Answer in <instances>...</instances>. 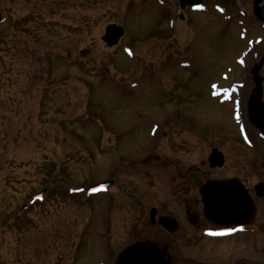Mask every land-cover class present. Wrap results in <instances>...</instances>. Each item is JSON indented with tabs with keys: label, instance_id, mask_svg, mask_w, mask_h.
I'll list each match as a JSON object with an SVG mask.
<instances>
[{
	"label": "rangeland",
	"instance_id": "1",
	"mask_svg": "<svg viewBox=\"0 0 264 264\" xmlns=\"http://www.w3.org/2000/svg\"><path fill=\"white\" fill-rule=\"evenodd\" d=\"M239 2L251 11V0ZM180 10L174 0H0V264H102L108 255L111 264L119 236L149 228L141 225L145 208L157 203L177 211L169 188L174 155L200 166L213 145L226 155L224 169H232L239 151L251 153L238 139L231 105L208 97L210 83H219L239 57L244 44L228 50L230 42L238 44L237 28L212 13L190 14L188 23ZM109 25L124 31L115 46L101 40ZM262 57L249 58L245 69L233 67L229 82L250 81ZM163 117L205 126L187 140L190 131L180 122L157 121L163 127L160 140L153 139L149 123ZM252 132L251 156L263 172L264 144ZM147 148L164 164L151 159L132 167L130 159ZM52 178L63 181L28 207ZM105 180L116 195L110 211L105 193L88 197L68 189ZM120 187L132 192L128 206L117 196ZM107 228H122L110 237L111 248ZM260 239L256 264L264 263V231Z\"/></svg>",
	"mask_w": 264,
	"mask_h": 264
},
{
	"label": "flooded vegetation",
	"instance_id": "2",
	"mask_svg": "<svg viewBox=\"0 0 264 264\" xmlns=\"http://www.w3.org/2000/svg\"><path fill=\"white\" fill-rule=\"evenodd\" d=\"M174 1L176 2L177 0ZM227 1L202 0L200 4L202 7L189 6L180 11L187 12L185 20L188 23L190 14L212 13L218 16L223 23H231L232 29L234 27L237 28L235 37L238 44L230 42L228 50L235 52L239 44H244L238 50L239 57L234 61V66H225L227 80H220L218 86L212 88L214 96H210V87L208 86V97L211 100H215L218 105H231L230 118L238 139L248 149L247 151L251 153L246 156L245 153L239 151L232 163V169H224L227 164V158L223 150L213 145L207 147L206 143L204 146L208 149L203 156V162H200V166L184 164V162L178 161L179 157L176 158L174 155L172 157L173 161L169 163L173 168L170 175L169 188L170 194L177 201L175 203L177 211L171 210L166 206L162 207L157 203L145 208L143 211L144 215L142 214L141 217L143 219L141 225L143 227L147 225L149 228H134L133 230L129 228L125 233L127 239H124V235V237L122 235L119 236L122 241L118 243L120 244L119 250L112 257L113 262L111 264H118L119 259L124 253L123 264H256L254 263L256 255L263 253L261 248L258 249L257 242L263 243L260 238L261 232L264 231V188H259L261 185L264 187V171H260L259 165H257L261 161H256L251 156L256 150V148H253L254 138L252 131L255 130V135L260 144H264V138L259 126L252 123L249 119V101L254 91L259 89V101L264 106V23L258 21L252 13L253 0H251V11L243 10L239 0H230L233 2L232 6ZM178 16V13H176L174 20L171 22L174 21L175 23V20L177 21L179 18ZM251 24H255L256 28L251 29ZM170 27V30H172V26ZM174 29L171 34L174 32ZM251 30H257V36L250 35L249 32ZM193 37L195 35L189 38V44L191 45L194 40ZM258 53L263 57L259 59L258 64L251 67L250 81L229 82L228 75L233 71V67L245 69L247 67V60L249 58H256ZM254 70H256V75L253 74ZM255 77H258V85L255 84ZM163 92L164 94L167 93L166 91ZM165 117L156 119V122L154 120L151 123L154 127L153 139L160 137V129L163 125L158 122H162L163 120H170V122L174 123L176 121L180 122L186 130L190 131L189 138L182 132L187 140L192 138L194 131L198 133L197 131H201L199 128L205 126L199 122L200 120H195L194 124L190 126L183 124L179 119H165ZM215 127L216 130L223 129L216 124ZM223 130L221 133H224ZM205 132L206 129L203 135H206ZM240 147L242 149V146ZM148 149L142 151L144 155H139L136 159H130L132 167H143L151 159L158 162L159 166L164 164V161L158 154L146 155ZM189 153V150H185L184 158L188 157ZM212 156L218 158L217 160L219 161L217 162H221V165L211 162L210 158ZM146 158L148 160L144 161ZM121 162L124 164L122 167H127V165L131 167L128 162ZM222 170H225L226 175L223 174L206 179L202 178L206 173ZM107 181L110 184L105 190L107 200L106 210L109 209L110 211L113 197L116 195L112 192L113 182ZM222 181H233V184H236L239 190L241 189L244 192L243 195L246 197V201L243 202V205H245V208H243L244 212H242V215H240V211H237L236 214L238 215L234 217H222L223 219L219 217L218 224L213 223L212 225L205 218L203 197L200 189L209 182ZM53 182H50L47 184V187L43 188L46 189L43 198L48 194L47 188H51ZM118 192L117 196L120 195L123 205L128 206V202L132 201V198L129 196L132 192L128 191L126 187L125 190L123 187H120ZM238 196H241L240 192ZM30 202H28L30 204H28V207L36 204L35 202ZM26 207L27 205H22L21 209L25 210ZM107 222L112 225L114 217L107 215ZM211 228H220L221 230L216 232ZM121 229H106L105 239L107 240L104 242L108 248L112 247L109 244L113 242L110 241V237H112L114 231ZM115 236L118 238L117 234ZM126 249L129 250L125 252ZM108 260L109 255L102 264H106Z\"/></svg>",
	"mask_w": 264,
	"mask_h": 264
},
{
	"label": "water",
	"instance_id": "3",
	"mask_svg": "<svg viewBox=\"0 0 264 264\" xmlns=\"http://www.w3.org/2000/svg\"><path fill=\"white\" fill-rule=\"evenodd\" d=\"M178 1L181 8L187 5H196L201 2V0ZM253 13L260 21L264 22V0H253ZM105 31L106 34L102 37V40L109 45L116 44L118 39L123 35L122 28L115 25L108 26ZM253 74L256 75V70L253 71ZM254 81L256 85L259 84L258 77H255ZM249 119L252 123L259 126L264 134V106L259 101V89L254 91L249 101ZM217 159L212 156L210 161L221 165V162H217L219 161ZM105 186V183L95 185L90 187L88 192L100 191ZM263 188V185H261L259 189ZM238 192L241 193V196H237ZM200 193L203 197L205 217L211 223L218 224L219 217H233L236 214V210L244 212L243 208H245V205H243V202L246 201V197L243 195L244 192L241 189L239 190L236 184H233V181L209 182L201 188ZM128 250L126 249L125 252ZM123 257H125V253L120 258L118 264H123Z\"/></svg>",
	"mask_w": 264,
	"mask_h": 264
},
{
	"label": "snow or ice",
	"instance_id": "4",
	"mask_svg": "<svg viewBox=\"0 0 264 264\" xmlns=\"http://www.w3.org/2000/svg\"><path fill=\"white\" fill-rule=\"evenodd\" d=\"M197 7H202V5H198Z\"/></svg>",
	"mask_w": 264,
	"mask_h": 264
}]
</instances>
